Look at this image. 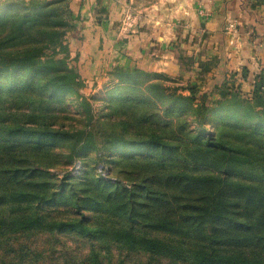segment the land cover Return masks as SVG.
<instances>
[{"label": "trees", "instance_id": "16d2710c", "mask_svg": "<svg viewBox=\"0 0 264 264\" xmlns=\"http://www.w3.org/2000/svg\"><path fill=\"white\" fill-rule=\"evenodd\" d=\"M75 4L0 1V264H264V72L213 99L116 68L108 118L78 127L80 77L46 56Z\"/></svg>", "mask_w": 264, "mask_h": 264}, {"label": "crops", "instance_id": "0c3cea01", "mask_svg": "<svg viewBox=\"0 0 264 264\" xmlns=\"http://www.w3.org/2000/svg\"><path fill=\"white\" fill-rule=\"evenodd\" d=\"M203 1L77 0L80 22L69 39L113 41L112 51L98 46L100 55L90 58L94 69L117 59L126 64L124 52L131 68L164 73L201 91L215 88L210 94L228 86L252 96L264 72V0ZM127 13L136 20L125 34ZM232 20L236 31L227 29Z\"/></svg>", "mask_w": 264, "mask_h": 264}, {"label": "rangeland", "instance_id": "374dc122", "mask_svg": "<svg viewBox=\"0 0 264 264\" xmlns=\"http://www.w3.org/2000/svg\"><path fill=\"white\" fill-rule=\"evenodd\" d=\"M209 0H204L203 2H208ZM77 2V0H76ZM208 4V3H207ZM207 4L205 7H207ZM77 11V10H76ZM75 12L76 15L77 12ZM101 17V15H99ZM80 18V16H77ZM104 17V16H102ZM105 18V17H104ZM135 16L131 13H127L123 17V33L128 34L129 29L135 26ZM73 21V20H72ZM80 22V19L73 21V27H77V24ZM71 26V24H70ZM74 29H70L69 32L64 37V48L58 47L57 50L54 52L48 50L46 52V56L55 57L56 59H64L67 61L69 66L74 69L75 73L78 74L80 77V82H82V86L80 87V94L82 96L78 97L77 95H72L67 98L68 104V115L74 117V121H76L75 125L78 127H83L86 123L93 125L94 127L99 124L101 121L104 122L108 118V105L111 104L112 98H108L107 91L108 88L106 85L110 82L111 76L110 73L114 72L116 68H123L129 70H139L143 72L150 73L147 70L142 68H131V62L129 61V56L126 53H122L124 58H127L126 64H123L120 60H114V62H108V64H104L101 69H94V62H91L90 58L94 55L99 54V47L100 49L108 48L109 51H112L113 41H109L108 44L106 41H91V44L86 45L84 44L86 41H70L69 34L74 33ZM227 29L231 31L237 30V23L235 21H229L227 25ZM75 40V39H74ZM55 49V48H54ZM110 56H112V52H110ZM112 59V58H110ZM108 60H105V63ZM104 61L102 60V64ZM141 79H148L145 74L140 75ZM183 81L182 79H179ZM202 95H206L209 98L218 99L220 94H210L216 92V89H205L202 90ZM220 93V92H219ZM200 94V96H202ZM249 97V96H248ZM251 97V96H250ZM95 129V128H94ZM117 156H120L116 153ZM110 159V158H109ZM108 160V159H107ZM109 161V160H108ZM87 162L91 163V167L98 168L100 167L98 163V158L92 154V156L87 160ZM80 164V161H77V165ZM109 166V162L105 163ZM74 166L70 165L67 168L73 169ZM101 168V167H100ZM57 170V169H55ZM53 170V171H55ZM73 173L76 174L77 170L74 169ZM79 174V173H77ZM72 247H76V240L71 239L69 241ZM86 252V250H85Z\"/></svg>", "mask_w": 264, "mask_h": 264}]
</instances>
